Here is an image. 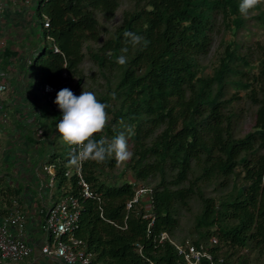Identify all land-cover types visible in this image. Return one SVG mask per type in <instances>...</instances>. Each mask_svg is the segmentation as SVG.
Here are the masks:
<instances>
[{"label": "trees", "instance_id": "1", "mask_svg": "<svg viewBox=\"0 0 264 264\" xmlns=\"http://www.w3.org/2000/svg\"><path fill=\"white\" fill-rule=\"evenodd\" d=\"M121 1L43 0L37 7L42 25L45 18L50 20L46 34L53 40L38 51L32 68L40 90L46 83L57 87L52 94L43 93L49 108L40 111L39 127L54 142L45 163L54 167L55 183L64 196H80L81 185L70 163L75 146L66 144L58 132L62 115L52 103L62 88L82 93L78 89L85 78L80 68L85 47L106 80V90L97 98L108 105L109 121L94 139L110 141L128 134V167L135 179L158 178L152 187L155 222L149 234L145 208L137 206L129 213L126 209L135 194L134 183L108 184L100 177L118 165L115 157L104 163L87 160L83 176L101 200L80 197L83 210L76 235L93 253L92 264H186L170 241L156 238L162 232L174 233L177 206L186 207L190 197L197 196L202 210L193 243L210 244L214 256V261L204 258L200 264H248L244 250L264 255V47L252 64L251 48L242 54L238 46H228L213 72L204 74L199 57L210 50L215 20L220 11L224 16L230 11L237 15L234 26L239 31L244 24L238 17L241 0H131L134 7L124 12L123 22L94 48L89 41L98 42L102 34L96 13L111 20ZM259 15L264 20V12ZM125 32L144 39L133 46ZM121 55L127 60L124 65L116 62ZM229 85L236 92L227 97ZM240 90L247 91L257 109L253 129L236 137L231 107L241 99ZM43 117L47 123H40ZM30 138L35 140L33 134ZM195 166L200 172L191 178ZM233 176L243 182L219 200L205 195L204 185L222 178L219 183L226 186ZM213 237L218 243L211 242Z\"/></svg>", "mask_w": 264, "mask_h": 264}, {"label": "crops", "instance_id": "2", "mask_svg": "<svg viewBox=\"0 0 264 264\" xmlns=\"http://www.w3.org/2000/svg\"><path fill=\"white\" fill-rule=\"evenodd\" d=\"M33 7L9 3L0 16V83L5 81L8 87L0 92V222L20 197L18 202L27 216L24 237L34 252L18 262L0 259V264H63L41 252L47 240L43 225L50 200L54 201V195L53 199L49 196L54 186H49L50 175L44 166L55 147L39 127V113L49 107L32 68L39 47L30 39L40 21L35 19ZM32 134L35 140L30 138Z\"/></svg>", "mask_w": 264, "mask_h": 264}, {"label": "rangeland", "instance_id": "3", "mask_svg": "<svg viewBox=\"0 0 264 264\" xmlns=\"http://www.w3.org/2000/svg\"><path fill=\"white\" fill-rule=\"evenodd\" d=\"M37 6L38 5L36 4L32 8V12L35 19L40 20L37 15ZM133 7L134 3L131 0H122L119 9L116 11L115 16L111 20H106L101 13L97 12L96 17L102 23V34L98 42L89 41V44L94 48L101 46L108 36L112 34L115 29L123 22L124 12L128 9H132ZM263 12L264 0H261L257 7L248 11L247 15L240 13L238 17L243 19L244 24L239 29V31L236 29L235 32L233 31L235 28L234 20L237 18V15L229 11L227 16H224V13L221 11L219 12L217 19L215 20V29L212 34V45L210 50L206 55L199 57V62L204 74H211L213 72L215 66L218 65L221 57L225 54V50L228 46L231 49L238 46L242 54L247 53L248 49L251 48L252 52L254 53L253 57L251 58V63H257V57L260 55L259 47H264V20L260 19L259 15L263 14ZM45 35L46 28L42 25V21L40 20L37 24H35L33 35H31L32 37L30 39V43L39 47L38 51H41L45 46H51L52 44L49 39H46ZM38 51L36 52L37 54L33 56V60L37 59L39 53ZM84 51L87 56L85 57L80 68L82 69L85 78L78 90L81 92L83 90L92 91L97 96L100 92H104L106 90V80L98 73V67L91 57H89V52L87 51L86 47L84 48ZM253 70L256 72L258 71L255 68ZM33 72L35 73V70H33ZM114 80L115 78L113 77V86ZM73 82L77 83V79H74ZM235 92L236 89L234 86L229 85L227 87V97H230ZM246 93L247 91L240 90L241 99L234 101L231 107L234 118V133L236 137L245 136L253 129L255 124V113L257 106L253 105L252 102L246 97ZM41 121L43 124L48 122L46 117H43ZM125 137L128 141L129 151L131 152L132 142L128 134H125ZM30 157L31 160L34 161L35 158H32V156ZM130 158L124 162L118 163L115 168L106 170L105 173L100 175L101 179L108 184L121 183L125 180H128L132 183H137L139 185H145L152 188L158 182V178L149 179L147 182L137 181L132 171L128 167ZM5 166H8V162L5 164ZM199 172L200 169L195 166L190 177L192 178L197 176ZM220 181H222V178H220L217 182H211L204 185L205 195L215 197L217 200H219L225 193L231 191L234 188V184H241L243 179L233 176L226 186H222L219 183ZM188 183L189 182L187 181L184 185L186 186ZM53 195L54 201H58L64 196V190L59 187L57 182L53 187ZM53 202L50 200L49 205H52ZM201 210L202 202L197 196L190 197L189 204L186 207L177 206L179 225L171 235L175 242L182 243L188 240L193 243V241L198 236L195 230V223L196 218L200 214ZM203 246L210 248V244L204 243ZM226 249L227 248L224 246L222 252ZM242 254H246L248 256V264H264V255L260 256L255 252L251 253L247 250H244ZM2 261L7 262L8 260Z\"/></svg>", "mask_w": 264, "mask_h": 264}, {"label": "built area", "instance_id": "4", "mask_svg": "<svg viewBox=\"0 0 264 264\" xmlns=\"http://www.w3.org/2000/svg\"><path fill=\"white\" fill-rule=\"evenodd\" d=\"M43 0H0V16L6 11L8 4L14 7H30L39 5ZM50 20L45 18L44 27L48 28ZM46 39L50 41L53 38L46 34ZM54 50L60 52L58 46L54 45ZM64 78H68V72L65 70ZM65 82V81H64ZM5 81L0 83V92L7 89ZM43 93L52 94L57 90V87L46 83L41 88ZM51 100V98H49ZM53 108L62 115V111L56 103H52ZM87 161V160H86ZM86 161L75 165L74 172L79 177L81 185L80 196L67 195L63 196L58 201H54L48 207L44 231L47 234V240L41 247L42 254L55 259L63 264H92L93 253L90 252L85 242L76 235L81 220L83 203L80 197L97 198L100 196L94 194L90 184L83 176V168ZM45 171L50 175L49 186L52 188L55 183V170L52 165L45 164ZM71 171L67 173L70 175ZM135 194L132 199L127 202L126 209L129 213L137 206L145 208L143 218L149 219L148 233H151V228L155 222V216L151 211L153 207V188L134 183ZM50 198L53 199V193H50ZM13 210L4 217L0 222V259L10 262H18L30 257L34 252V247L25 239V230L27 224V216L22 210L18 200L13 202ZM128 215L126 216V219ZM123 228H126L124 226ZM160 243L170 241L176 248L177 253L182 257L186 264H200L202 259L207 258L214 261L213 253L209 247H198L190 241L177 243L168 232H162L157 238ZM213 244L218 243L216 238H212ZM139 252H142L143 247L137 244Z\"/></svg>", "mask_w": 264, "mask_h": 264}, {"label": "clouds", "instance_id": "5", "mask_svg": "<svg viewBox=\"0 0 264 264\" xmlns=\"http://www.w3.org/2000/svg\"><path fill=\"white\" fill-rule=\"evenodd\" d=\"M260 2L261 0H241L239 10L241 14L247 15L248 11ZM124 36L130 38L129 42L133 46L140 44L144 39L133 32H125ZM121 51L127 52V48ZM116 62L124 65L127 60L121 55ZM54 102L62 111V119L57 124V130L66 144L75 146L73 153L70 154L71 165L75 166L86 160L104 163L113 156L117 163H120L131 157L124 133L110 141L94 139L95 134L102 132L109 121L108 105L102 103L94 92L83 90L77 96L70 88L65 87L58 91Z\"/></svg>", "mask_w": 264, "mask_h": 264}, {"label": "water", "instance_id": "6", "mask_svg": "<svg viewBox=\"0 0 264 264\" xmlns=\"http://www.w3.org/2000/svg\"><path fill=\"white\" fill-rule=\"evenodd\" d=\"M236 28L233 29V31L235 32Z\"/></svg>", "mask_w": 264, "mask_h": 264}]
</instances>
